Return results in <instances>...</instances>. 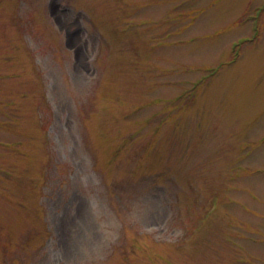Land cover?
<instances>
[{
    "label": "rangeland",
    "instance_id": "374dc122",
    "mask_svg": "<svg viewBox=\"0 0 264 264\" xmlns=\"http://www.w3.org/2000/svg\"><path fill=\"white\" fill-rule=\"evenodd\" d=\"M0 264H264V0H0Z\"/></svg>",
    "mask_w": 264,
    "mask_h": 264
}]
</instances>
